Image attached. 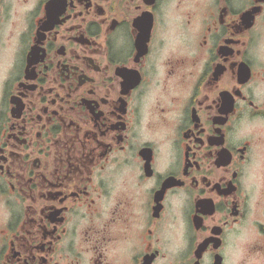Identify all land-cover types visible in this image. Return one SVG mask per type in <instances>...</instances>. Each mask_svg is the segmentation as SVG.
<instances>
[{"label": "flooded vegetation", "instance_id": "obj_1", "mask_svg": "<svg viewBox=\"0 0 264 264\" xmlns=\"http://www.w3.org/2000/svg\"><path fill=\"white\" fill-rule=\"evenodd\" d=\"M0 264H264V0H0Z\"/></svg>", "mask_w": 264, "mask_h": 264}]
</instances>
